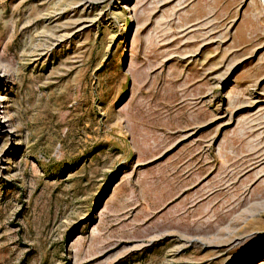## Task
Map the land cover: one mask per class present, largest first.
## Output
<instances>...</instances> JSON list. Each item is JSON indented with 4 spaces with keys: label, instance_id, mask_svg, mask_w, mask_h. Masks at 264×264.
Instances as JSON below:
<instances>
[{
    "label": "rangeland",
    "instance_id": "1",
    "mask_svg": "<svg viewBox=\"0 0 264 264\" xmlns=\"http://www.w3.org/2000/svg\"><path fill=\"white\" fill-rule=\"evenodd\" d=\"M0 264H264V0H0Z\"/></svg>",
    "mask_w": 264,
    "mask_h": 264
}]
</instances>
